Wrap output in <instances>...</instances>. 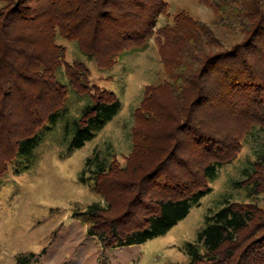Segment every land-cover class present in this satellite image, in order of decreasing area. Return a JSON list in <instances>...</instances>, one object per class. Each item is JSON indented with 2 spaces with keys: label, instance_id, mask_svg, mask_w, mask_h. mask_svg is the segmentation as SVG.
I'll return each mask as SVG.
<instances>
[{
  "label": "trees",
  "instance_id": "obj_1",
  "mask_svg": "<svg viewBox=\"0 0 264 264\" xmlns=\"http://www.w3.org/2000/svg\"><path fill=\"white\" fill-rule=\"evenodd\" d=\"M199 1L213 9L219 29L237 38L232 45L185 13L159 27L167 0H0V181L33 166L44 135L64 119L72 153L122 109L115 93L96 87L92 94L82 63L63 62L59 37L78 42L107 69L156 37L169 78L148 88L136 111L137 163L117 170L96 150L80 179L108 206H80L74 216L106 249L149 242L185 220L247 137L257 127L264 131V0ZM63 65L68 85L58 76ZM70 87L89 97L73 120L66 118ZM165 91L176 110L159 100ZM162 116L172 128L155 126ZM245 175L239 184L252 200L225 197L197 240L184 246L186 264H264V151ZM21 257L20 264L27 259Z\"/></svg>",
  "mask_w": 264,
  "mask_h": 264
},
{
  "label": "rangeland",
  "instance_id": "obj_2",
  "mask_svg": "<svg viewBox=\"0 0 264 264\" xmlns=\"http://www.w3.org/2000/svg\"><path fill=\"white\" fill-rule=\"evenodd\" d=\"M167 1L169 8L161 16L159 27L174 24L175 18L185 13L212 25L225 45H232L237 39L217 27L213 9L199 0ZM157 39L153 38L144 50L130 49L107 69L85 55L78 42L58 38L66 54L63 62L66 65L82 63L89 75L92 94L96 93V87L111 91L121 100L122 109L92 141L72 153L68 152L69 143L64 137V119L55 130L44 135L41 147L35 152L33 166L20 172L11 170L0 181V264H20L18 258L21 256L29 259L22 264H186L189 256L184 246L197 240L206 217L220 209L225 197L231 201L252 200L247 189L239 183L247 179L246 169H252L257 155L264 151L261 127L247 137L236 160L221 168L212 184L213 191L201 205L194 207L185 220L164 236L143 244L106 249L97 237L89 235L88 226L74 216L80 206L93 203L108 206L102 194L80 179L88 158L96 150L111 157L117 170L137 163L133 157L134 134L141 121L137 119L136 111L143 104L147 89L159 87L169 78ZM66 71L63 65L58 76L68 85ZM70 91L67 101L70 114L66 118L73 120L89 97L76 94L71 87ZM160 97V101L176 110L172 106L171 92L165 91ZM157 121L155 126L158 128L173 126L167 123L166 116Z\"/></svg>",
  "mask_w": 264,
  "mask_h": 264
}]
</instances>
